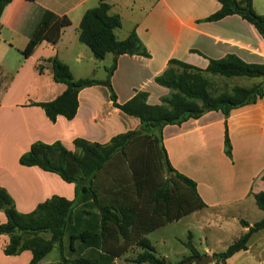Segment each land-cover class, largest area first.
I'll return each mask as SVG.
<instances>
[{
  "label": "crops",
  "instance_id": "obj_1",
  "mask_svg": "<svg viewBox=\"0 0 264 264\" xmlns=\"http://www.w3.org/2000/svg\"><path fill=\"white\" fill-rule=\"evenodd\" d=\"M99 2L108 4L110 14L120 18L121 27L114 30L116 40L122 41L135 31L149 55L148 58L118 57L110 84L119 104L127 102L135 91L147 92L149 104H160V99L169 91L157 86L154 78L163 73L171 59L200 69L207 67L208 59H220L228 54L246 63H264L262 38L240 17L202 22L219 10L218 0H14L0 5V188L9 194L21 214L31 213L54 196L68 201L76 196L74 184L37 167L19 164L20 157L33 143L58 141L67 150L74 151L75 139L107 144L116 135L140 128L138 119L113 107L103 84L113 56L107 54L103 60H96L78 40L83 15ZM252 6L257 14L264 16V0H253ZM44 12L66 16L71 25L63 30L57 44L43 40L25 58L23 51ZM54 57L69 68L75 80L94 79L100 84L79 92L77 112L72 120L58 116L52 123L37 105L56 99L65 90L63 84L53 80L48 60ZM226 130L231 144L230 159L224 153ZM161 133L172 168L196 182L197 192L206 205L200 211L212 212L219 219L234 217L236 224L244 221L249 226L264 217L253 198L254 194L264 192L261 179L264 176V89L263 96L254 104L232 110L227 118L221 112H207L181 125L165 126ZM253 206L261 213L254 211ZM249 213L257 217L252 222L243 218ZM5 222V214L0 211V224ZM173 223L146 236L155 255L166 261L171 246L166 243L163 230ZM240 231L241 236L247 228ZM189 234L195 240V234ZM256 236H263V240L252 247L251 241ZM8 243V236L0 235V264L30 263V251L5 255ZM63 247L67 250L66 242ZM134 248L140 249L132 247L113 264H128L126 260ZM235 255L241 256V262L234 264H264V230L250 238L246 251ZM59 261L60 253L54 248L39 264H59ZM226 264H230L228 260Z\"/></svg>",
  "mask_w": 264,
  "mask_h": 264
},
{
  "label": "trees",
  "instance_id": "obj_2",
  "mask_svg": "<svg viewBox=\"0 0 264 264\" xmlns=\"http://www.w3.org/2000/svg\"><path fill=\"white\" fill-rule=\"evenodd\" d=\"M13 1L0 0V5ZM252 1L218 0L219 10L202 22H218L236 15L251 25L264 43V16L254 11ZM70 25L68 17L44 12L23 56L29 57L43 40L57 44L63 30ZM120 27V18L110 14V6L99 2L83 15L78 40L96 60H103L107 54L113 56V64L107 69L103 84L109 91L113 107L138 119L140 128L116 135L107 144L75 139L74 151L67 150L58 141L33 143L20 157L19 164L37 167L74 184L76 196L73 201L54 196L31 213L21 214L9 194L0 188V211L6 217V222L0 224V235L9 238L4 248L7 256L30 251L29 264H39L56 248L60 253L59 264H113L115 259L136 246L141 252L132 260L134 264H170L155 255L146 236L206 208V205L197 192L196 182L172 168L163 146L162 129L198 119L207 112H221L227 118L232 110L254 104L263 96L264 63H246L236 55L228 54L220 59H208L205 69L171 59L163 73L154 78L157 86L169 91L160 99V104H149L148 93L144 91H135L127 102L119 104L110 84L118 57H149L135 31L122 41L116 40L114 30ZM48 62L53 80L63 84L65 90L56 99L37 106L52 123L58 116L70 121L77 112L79 92L100 82L75 80L69 68L55 57ZM207 75L262 81L251 87L232 86L219 91ZM224 153L231 158L227 130ZM164 173H167L166 178ZM261 179L264 181V176ZM253 198L257 208L264 212V192L254 194ZM240 223L247 231L224 251L213 255L216 263L226 264L236 253L246 251L250 238L264 230V217L252 226L244 221ZM189 239L184 247L190 255L176 264H193L194 257H200ZM64 242L68 245L67 250L63 247Z\"/></svg>",
  "mask_w": 264,
  "mask_h": 264
},
{
  "label": "rangeland",
  "instance_id": "obj_3",
  "mask_svg": "<svg viewBox=\"0 0 264 264\" xmlns=\"http://www.w3.org/2000/svg\"><path fill=\"white\" fill-rule=\"evenodd\" d=\"M141 76H143V74H141ZM207 79L211 80L214 88L219 91H221L224 87H251L252 85L259 84L262 81L261 79L259 80L246 78L221 79L212 77L210 75H207ZM164 177H167V173H164ZM253 207H255V210L253 209L254 211H256L257 213H261L256 208V206ZM243 218H245L247 222H252L257 217L255 214L249 213L244 214ZM239 224H236L234 217L219 219L218 217H214L212 212L207 211H200L195 213L193 216L182 218L177 223L174 222L172 225L166 227L163 230V232L165 231V241L169 246H171V250L167 251V261L171 264H174L177 261L179 262L185 256L190 255L189 251L184 247V243L187 242L190 238L189 240L198 251L199 256H210L213 259L212 263L210 264H218L214 260L213 255L215 253L224 251L232 242H234V240L238 239L241 232L240 230H242L243 228ZM188 233H194L195 240H193L192 235L190 234V237H188ZM45 237L48 238L49 236L45 235ZM262 237L263 236H259L257 238L256 236L251 241V246L253 247V244L255 242L263 240ZM203 238H205V240ZM140 251V249L136 248L130 251L129 256L126 260L128 264H134L132 260L136 258ZM157 254H161L159 249H157ZM240 257V255H233L230 259H228V261L230 264H234L235 262L239 263L241 262ZM248 263L250 262L248 261ZM193 264H196L195 261L193 262Z\"/></svg>",
  "mask_w": 264,
  "mask_h": 264
},
{
  "label": "water",
  "instance_id": "obj_4",
  "mask_svg": "<svg viewBox=\"0 0 264 264\" xmlns=\"http://www.w3.org/2000/svg\"><path fill=\"white\" fill-rule=\"evenodd\" d=\"M193 260L195 261L196 264H210L213 261L212 257L210 256L194 257Z\"/></svg>",
  "mask_w": 264,
  "mask_h": 264
}]
</instances>
